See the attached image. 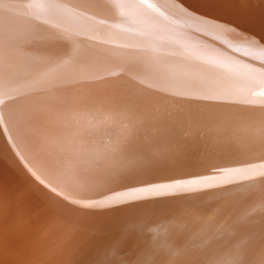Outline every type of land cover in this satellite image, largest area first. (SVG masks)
<instances>
[{
  "label": "bare ground",
  "instance_id": "bare-ground-1",
  "mask_svg": "<svg viewBox=\"0 0 264 264\" xmlns=\"http://www.w3.org/2000/svg\"><path fill=\"white\" fill-rule=\"evenodd\" d=\"M0 264H264V0H0Z\"/></svg>",
  "mask_w": 264,
  "mask_h": 264
}]
</instances>
